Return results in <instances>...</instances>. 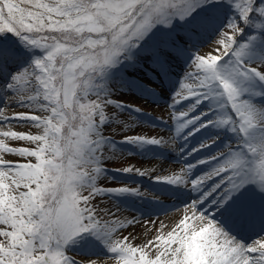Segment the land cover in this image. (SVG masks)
<instances>
[{
  "label": "snow or ice",
  "instance_id": "6c2138e0",
  "mask_svg": "<svg viewBox=\"0 0 264 264\" xmlns=\"http://www.w3.org/2000/svg\"><path fill=\"white\" fill-rule=\"evenodd\" d=\"M166 84L170 137L141 134L167 122L131 94ZM175 143L179 171L114 170L152 191L101 183L120 145ZM122 198L181 215L137 244ZM109 261L264 264V0H0V264Z\"/></svg>",
  "mask_w": 264,
  "mask_h": 264
},
{
  "label": "rangeland",
  "instance_id": "374dc122",
  "mask_svg": "<svg viewBox=\"0 0 264 264\" xmlns=\"http://www.w3.org/2000/svg\"><path fill=\"white\" fill-rule=\"evenodd\" d=\"M208 50H209V47L207 44H205L204 47L202 48V51L207 52ZM182 72H183V65L176 67L175 76L173 79L174 80L178 79L180 74H182ZM152 86L157 87L155 83H153ZM122 95H128V94H122ZM131 95L134 98V103L139 105L142 109L145 110L147 114H149L153 118V119L149 118L146 115L139 116L138 118L141 121H148V122L154 123L155 122L154 120L158 122L159 119L162 118L164 121L167 122L166 124H161L159 126H154L150 123L144 124L141 129V134H146L148 136H163L165 138L170 137L171 133L166 130L169 126H171V123H172L169 118L170 110L168 109V104L171 102L169 100L170 99V85L166 84L162 88H160V96L156 103H153L151 100L145 102L141 97L137 96L135 93H132ZM18 111H23V109H18ZM122 118L128 119L127 116H124ZM15 130L28 131V129H24V128H17ZM31 131L35 132L36 130L32 129ZM113 138L119 141L122 139V136L115 135ZM198 140H199V136H197L196 139L192 140L191 144H196ZM9 143L11 146H27V145H24L23 142H9ZM213 147L215 148L216 146H213ZM178 148H179V144L175 143V144H170L166 149H178ZM157 149L159 151H163V149H159V148ZM119 150L125 154L120 156L115 161L108 162L105 165L109 169L110 174L115 177V180H112V181L102 180L101 183L104 185L113 184L116 186H120L121 183H123L122 182L123 179L129 180V182L134 181L135 179H133V177H129L127 175L123 176L114 171L115 169H122L124 166H128V165L134 164L135 166L143 169V168L155 167L157 164L159 163L162 164L163 162L162 167L160 169L156 168L157 173H162V174L171 173L173 171H179V169L183 167L184 165V161L180 158V154L178 153V151H175V150L172 151L175 154H173L171 151L168 152L167 155L173 158H167V159L166 157H164L165 158L164 159L162 156H160V158L158 159L159 156L153 154L152 148H148L144 152H139L135 148H132L129 145H120ZM129 151L135 153V155L127 156L126 153ZM160 159H162L163 161L160 162ZM138 183H140V181H138ZM168 212H172L173 215H176V217L175 216L165 217L164 213L155 215L156 217L153 215L142 216L140 218L141 222L137 224L135 227L129 228L127 232L125 233V235L131 233L133 236L138 237V239H136L134 242L139 244L142 240L149 238V236L153 234L152 230L154 228H160L164 224L171 226L172 222L177 218V215H179V214H176L179 211L176 212V211L171 210ZM120 215L124 217H128V218L135 216L133 213H129V214L120 213ZM163 230L167 231L168 228H164ZM83 248L85 249L82 250ZM97 249H98V252H101V254H103L102 250H100L99 248ZM75 250L79 251L81 254H89V251H90L86 247H81ZM108 264H112V262L109 261Z\"/></svg>",
  "mask_w": 264,
  "mask_h": 264
},
{
  "label": "bare ground",
  "instance_id": "6f19581e",
  "mask_svg": "<svg viewBox=\"0 0 264 264\" xmlns=\"http://www.w3.org/2000/svg\"><path fill=\"white\" fill-rule=\"evenodd\" d=\"M162 164H163V162H162ZM162 164L159 163V164H157L155 167L158 168V169H160V168L162 167ZM178 214H179V215H177V217L181 215V213H178ZM173 216L176 217V215H171V216H169V217H173ZM167 217H168V216H167Z\"/></svg>",
  "mask_w": 264,
  "mask_h": 264
}]
</instances>
